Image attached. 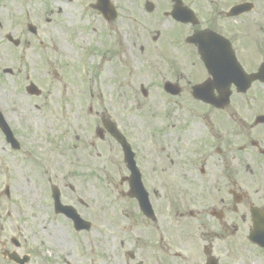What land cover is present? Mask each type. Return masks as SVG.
Here are the masks:
<instances>
[{
  "label": "flooded vegetation",
  "instance_id": "flooded-vegetation-1",
  "mask_svg": "<svg viewBox=\"0 0 264 264\" xmlns=\"http://www.w3.org/2000/svg\"><path fill=\"white\" fill-rule=\"evenodd\" d=\"M142 1L0 0L1 71L36 110L54 93L59 168L102 177L114 263L264 264V0ZM58 188L91 216V189Z\"/></svg>",
  "mask_w": 264,
  "mask_h": 264
},
{
  "label": "rangeland",
  "instance_id": "rangeland-1",
  "mask_svg": "<svg viewBox=\"0 0 264 264\" xmlns=\"http://www.w3.org/2000/svg\"><path fill=\"white\" fill-rule=\"evenodd\" d=\"M151 1L163 3V0ZM155 30L153 25L151 31ZM13 56H19V52L0 40V110L20 144L19 149H12L0 133V264H10L2 258L1 252L5 248L14 249L9 240L12 236L22 243L21 252L32 251L29 264H116L111 257L118 244L115 232L106 235V227L102 228L96 220H100L102 177L64 176L67 168L59 166L65 160L54 150L57 126L50 119L60 115L52 109L55 95L51 93L43 97L48 108L34 109L31 106L33 99L18 93L15 82L1 73L2 67L12 66L9 58ZM51 80V74L44 77L45 90L51 88ZM58 127L62 130V123H58ZM69 140L75 142L72 133ZM49 183L86 185L91 189L92 204L87 213L90 215L91 212L89 217L101 226L97 231L92 230L91 239L84 234L74 235L65 218L54 217ZM6 187L8 196L4 194ZM108 196L112 202L116 201L115 194ZM113 221L111 224H116V214ZM40 241H44L43 248H39ZM38 248L47 262L39 258Z\"/></svg>",
  "mask_w": 264,
  "mask_h": 264
},
{
  "label": "water",
  "instance_id": "water-1",
  "mask_svg": "<svg viewBox=\"0 0 264 264\" xmlns=\"http://www.w3.org/2000/svg\"><path fill=\"white\" fill-rule=\"evenodd\" d=\"M0 127H1L2 131L6 134L7 139L12 143V146L17 147V144H16L15 140L13 139L10 130L3 123V120L1 117H0ZM77 224H79V221H77Z\"/></svg>",
  "mask_w": 264,
  "mask_h": 264
}]
</instances>
